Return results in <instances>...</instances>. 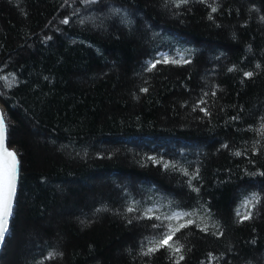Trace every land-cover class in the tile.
Returning a JSON list of instances; mask_svg holds the SVG:
<instances>
[{"label": "trees", "instance_id": "trees-1", "mask_svg": "<svg viewBox=\"0 0 264 264\" xmlns=\"http://www.w3.org/2000/svg\"><path fill=\"white\" fill-rule=\"evenodd\" d=\"M3 76L0 264H264V0H0Z\"/></svg>", "mask_w": 264, "mask_h": 264}, {"label": "snow or ice", "instance_id": "snow-or-ice-1", "mask_svg": "<svg viewBox=\"0 0 264 264\" xmlns=\"http://www.w3.org/2000/svg\"><path fill=\"white\" fill-rule=\"evenodd\" d=\"M86 4L89 3H97L98 0H84ZM172 3L176 7H182L189 3V0H172ZM114 13L119 14L120 9H113ZM211 11L215 13L217 11L216 7H211ZM212 17L210 16L209 19ZM69 21L67 19L63 20L62 23L67 24ZM83 23V21H81ZM51 39V37H48ZM165 63H179V61H168L165 60ZM158 63V62H157ZM184 63H189V61H184ZM156 64H152V68H155ZM257 68L260 67L259 64L256 65ZM232 71V69H229ZM245 76L251 78L253 76V72H245ZM4 81H7L8 77L3 76L0 77ZM142 91L147 92L148 90L142 89ZM215 93H213L214 95ZM201 104L205 103L203 100L200 101ZM201 111L205 112L206 115L210 113L206 108H201ZM236 119V117H233ZM261 121H264V117H261ZM261 133L264 134V123L261 124ZM7 134H8V124L6 123L5 114L2 109H0V244L5 242L6 234L9 232V223L11 218L14 215V205L15 198L17 192V181L19 176V165L20 161L18 159L17 153L10 150L7 146ZM223 147L227 148L228 145H223ZM235 155H242L240 152H236ZM165 168H168L169 165L165 164ZM185 175L188 173L185 171ZM255 175V173H253ZM259 176L264 177V171L258 173ZM195 178V177H194ZM191 183V182H189ZM194 192H199V188H193ZM253 197H257L256 202L259 203L258 194L253 193ZM129 211H135L133 208H129ZM184 215H190L185 213ZM152 219L153 217H148ZM178 219L179 216L173 217ZM155 219H160L159 217H155ZM251 219V213L243 217V220ZM131 223V221H129ZM195 221L188 219L185 223H180L176 227H172L171 225L165 226L168 228L167 231L161 233V237L159 240L155 241L152 246L148 248L146 252L143 254L145 256L153 255L161 250L170 251L173 255L174 264H181L186 258L183 254V245H179L178 241L174 238L177 236V233L181 232L182 229L187 228L189 225L194 224ZM163 225L154 224L153 227L160 228ZM203 231H207V228L202 229ZM223 235V233H221ZM49 259L52 258L50 255Z\"/></svg>", "mask_w": 264, "mask_h": 264}, {"label": "water", "instance_id": "water-1", "mask_svg": "<svg viewBox=\"0 0 264 264\" xmlns=\"http://www.w3.org/2000/svg\"><path fill=\"white\" fill-rule=\"evenodd\" d=\"M1 107H3V105L0 103V109H1ZM3 108H4V107H3ZM4 114H5V109H4ZM5 119H6V116H5ZM6 123H7V122H6ZM7 146L9 147V145H8V140H7ZM9 149L15 152V150L11 149L10 147H9ZM17 156H18V155H17ZM18 159H19V157H18ZM19 175H20V165H19ZM18 181H19V176H18ZM18 181H17V189H18ZM16 195H17V192H16ZM15 200H16V198H15ZM14 207H15V205H14ZM11 219H12V218H11ZM10 225H11V220H10V223H9V229H10ZM8 233H9V232H8ZM8 233L6 234L5 242H4L3 244H0V259H1V255H2L3 249H4V247H5L6 240H7V238H8Z\"/></svg>", "mask_w": 264, "mask_h": 264}, {"label": "bare ground", "instance_id": "bare-ground-1", "mask_svg": "<svg viewBox=\"0 0 264 264\" xmlns=\"http://www.w3.org/2000/svg\"><path fill=\"white\" fill-rule=\"evenodd\" d=\"M1 109L3 110V112H4V108L3 107H1Z\"/></svg>", "mask_w": 264, "mask_h": 264}]
</instances>
